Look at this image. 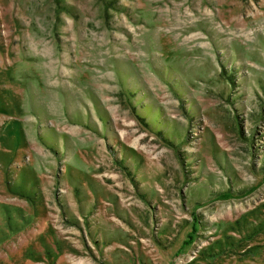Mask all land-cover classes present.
<instances>
[{"label": "rangeland", "instance_id": "rangeland-1", "mask_svg": "<svg viewBox=\"0 0 264 264\" xmlns=\"http://www.w3.org/2000/svg\"><path fill=\"white\" fill-rule=\"evenodd\" d=\"M0 264H264V0H0Z\"/></svg>", "mask_w": 264, "mask_h": 264}]
</instances>
